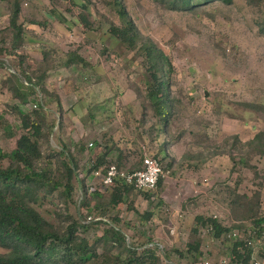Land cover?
<instances>
[{
  "label": "rangeland",
  "instance_id": "rangeland-1",
  "mask_svg": "<svg viewBox=\"0 0 264 264\" xmlns=\"http://www.w3.org/2000/svg\"><path fill=\"white\" fill-rule=\"evenodd\" d=\"M12 1L0 0V37L7 49L11 34L5 26ZM18 1V22L25 27L31 21L40 24L31 25L13 54L0 58L6 60L0 67V148L14 146L16 137L4 133V126L19 122L14 106L23 111L41 106L56 123L49 145L59 150L60 133L78 163L75 202L69 205L76 218L87 222L88 216L93 221L117 215L120 221L115 224L128 241L151 238L159 264H235L232 238H216L213 231L196 228L194 218L217 215L227 225L242 221L238 234L250 236L252 231L256 250L249 264H264V230L252 224L264 218V143L248 144L264 132V34L258 25L264 24V0H218L191 11H172L156 0H122L141 35L168 54L174 66V109L165 133L154 129L159 125L144 96L150 80L139 51L127 49L109 34V26L120 23L110 0ZM53 11L56 17L45 19ZM44 48L53 50L59 63L76 49L91 67L85 73L51 67L43 92L33 94L18 72L35 70ZM23 52L29 66L19 57ZM60 120L62 131L57 129ZM164 140L170 144L167 155H158L163 181L157 198L133 189L113 210L95 207V198L88 207L81 205L82 179L89 194L100 188L87 173L98 154L109 149L105 164L128 168L138 164L140 145L154 153ZM57 167L52 161V168ZM99 193L102 200L108 197V191ZM57 206L64 207L57 200L46 201L40 211L55 221ZM148 210L153 215L145 221ZM88 222L82 234L93 244L105 226ZM194 242L200 244L197 257L198 251L187 250Z\"/></svg>",
  "mask_w": 264,
  "mask_h": 264
},
{
  "label": "trees",
  "instance_id": "trees-1",
  "mask_svg": "<svg viewBox=\"0 0 264 264\" xmlns=\"http://www.w3.org/2000/svg\"><path fill=\"white\" fill-rule=\"evenodd\" d=\"M156 1L172 11H191L200 5H207L218 0ZM220 1L225 4L233 3V0ZM109 4L114 7L120 21L119 25L111 24L109 26V34L114 35L127 49L139 51L142 65H145V69L149 73L150 84L147 86L144 96L149 102L153 116L157 118L156 124L159 126L154 129L157 133H165L169 116L172 115L174 109V99L171 96L174 72L172 60L150 38L141 35L122 0H110ZM86 6V4H81L82 8H86ZM20 11V2L13 0L10 3V14L7 26H5L10 28L11 46L10 49H7L3 44V37H0V58L13 54L12 52L24 42L25 32L31 29V25L40 24L37 21H31L25 27L24 24L18 22ZM54 14L55 11L47 13L45 19H50ZM59 19L66 22L62 17ZM80 20L84 22V25L88 24L86 15L84 16L82 13ZM258 25L259 32L264 34V24ZM40 53L42 57L35 66V70L23 68L18 72L33 94L43 92L44 79L47 76V70L51 67L63 66L84 73V70L91 67V63L85 60L76 49L67 52L63 63L58 62V57L57 60L56 54L51 49H41ZM21 55L19 54L21 61L24 60L25 65L29 66L26 54ZM5 61L0 59V67L4 65ZM38 72L39 75H37ZM11 73L17 78L14 71ZM14 109L19 122L12 127L4 126V133L16 137L14 146L8 151H3L0 148V247L5 249V252L0 253V264H159L157 247L151 238H130L128 241L125 234L115 224L120 221L117 215L106 220L87 221L92 226H105L95 242L89 243L87 237L82 234L89 225L85 224L86 221L76 218L69 208V205L75 202L76 188L73 178L76 177L78 170V163L69 150V141L59 133V150L49 145V138L56 123L52 118L48 120L47 113L41 106L29 111H23L17 106H14ZM63 128L64 125L60 120L57 123V129L62 131ZM8 129L17 132L11 134V132H6ZM255 143L263 145L264 132H258L248 142V144ZM169 144L170 142H166V140L162 141L158 151L151 155L160 160L158 155L161 152L166 154ZM108 151L109 149L98 154L96 159L92 160L93 162L90 161L87 173L106 165ZM141 156L140 152L138 164L135 163L128 167L129 170L140 168ZM52 161L57 164V170L52 168ZM170 163L167 165L170 166ZM162 181V176H160L157 181V189L154 191H138L148 199L157 198V190L162 186ZM81 183V205L88 207L90 200L95 198L97 199L95 207L100 210H113L135 189L123 180L117 179L107 188H97L99 192L108 191V197L102 200L97 190L92 194L88 193L89 188L83 184L84 179ZM54 200H57V203L60 202L64 207L57 206L58 209L53 212L55 221H52L41 213L40 207L46 201L53 203ZM160 202L161 200H159ZM152 215V210H148L144 212L143 219L147 221ZM194 219L197 224L196 228L203 226L207 230L213 231L216 238L225 234L232 238L231 254L235 264L250 263L254 248L250 238L253 235L251 231L250 236H239L238 231L241 232L243 227L242 221L227 225L219 220L217 215L210 217L196 215ZM263 222L264 218L254 219L252 224L259 232H262L264 230ZM233 230L236 231V236H232ZM196 231L197 229H195V233ZM148 244H152V246ZM98 247L101 248V252H97ZM199 247V242H194L188 244L187 250L198 251L197 257L201 254Z\"/></svg>",
  "mask_w": 264,
  "mask_h": 264
},
{
  "label": "built area",
  "instance_id": "built-area-1",
  "mask_svg": "<svg viewBox=\"0 0 264 264\" xmlns=\"http://www.w3.org/2000/svg\"><path fill=\"white\" fill-rule=\"evenodd\" d=\"M88 145L91 146L92 143L89 142ZM140 152L142 156L139 169L129 170L117 166L115 163H109L90 171V177L97 180L102 189L111 186L115 180L121 179L137 190L154 191L157 189L159 177L163 175L162 165L157 157L151 155L145 145H140ZM88 221H91V216H88ZM236 234V231L233 230L232 236H236ZM255 252L256 250H253V253ZM253 264L259 263L254 260Z\"/></svg>",
  "mask_w": 264,
  "mask_h": 264
}]
</instances>
